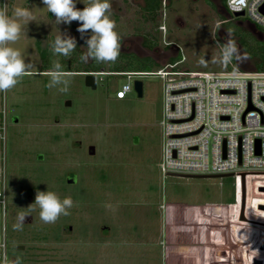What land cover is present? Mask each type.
<instances>
[{"label": "rangeland", "instance_id": "obj_1", "mask_svg": "<svg viewBox=\"0 0 264 264\" xmlns=\"http://www.w3.org/2000/svg\"><path fill=\"white\" fill-rule=\"evenodd\" d=\"M83 2L76 0V8L82 10ZM109 2L122 47L156 56V61L137 56L138 68L156 70L173 55L180 68L230 70L236 55L226 65L213 61L232 43L241 50L239 62L264 69V26L246 15L227 17L220 0H212L214 6L206 0H166L170 47L142 18L139 0ZM5 5L9 15L20 6L35 17L10 45L33 74L0 92V178L8 192L9 264L17 257L20 264H264V227L227 223L233 176H163L162 79L142 75L143 95L137 96L132 85L121 99L114 92L125 75H102L92 88L84 71H66L71 73L68 91L49 88V70H41L39 49L62 33L75 38L86 53L77 31L80 22L57 25L42 0H0V8ZM145 37L158 40L148 52L141 49ZM109 63L103 64L108 68ZM91 143L94 154L89 153ZM37 191L71 197L70 214L43 223L39 210L31 211ZM248 200L264 201V190L248 191ZM171 201L174 222L198 225L204 243L192 235H161ZM28 212L31 222H24L22 231L13 230L17 214ZM211 213L222 221L211 223ZM58 254L62 259L57 261Z\"/></svg>", "mask_w": 264, "mask_h": 264}, {"label": "built area", "instance_id": "obj_2", "mask_svg": "<svg viewBox=\"0 0 264 264\" xmlns=\"http://www.w3.org/2000/svg\"><path fill=\"white\" fill-rule=\"evenodd\" d=\"M229 12L243 11L254 25L264 26V0H225ZM168 61L156 70L84 71L114 73L127 78L115 89L125 98L133 81L156 74L162 79L163 176L234 177L233 200L227 223L237 220L249 227H263L264 201L248 200V191L264 187V69L204 70L178 67ZM97 77V78H98ZM3 133H1V137ZM211 157V159H210ZM245 203L243 215L242 182ZM264 190V189H260ZM218 213H211L215 218ZM8 192L0 178V264L10 259L8 240ZM238 222V223H239Z\"/></svg>", "mask_w": 264, "mask_h": 264}, {"label": "clouds", "instance_id": "obj_3", "mask_svg": "<svg viewBox=\"0 0 264 264\" xmlns=\"http://www.w3.org/2000/svg\"><path fill=\"white\" fill-rule=\"evenodd\" d=\"M47 11L55 17L57 25L60 23L70 24L72 21H78L77 31L84 39L87 52L81 54L79 59L87 62L89 59L97 63H114L120 54V36L115 31L116 22L110 17L111 4L109 0H87L84 8H76V0H42ZM33 13L25 7L17 6L9 15L8 8L5 5L0 8V92L6 93L13 89L21 78L33 73L29 71L31 65L27 64L22 58L18 49L11 47L20 39L22 28L29 21H34ZM91 32L90 37L85 33ZM75 38L62 34L57 35L50 42V51L54 56H62L65 59L71 58L76 49ZM234 55H237V49L232 43H228L223 49L221 56L214 63L227 64ZM50 78L49 88H58L61 92L68 91L71 73L63 70L59 61H53V70L45 73ZM62 85V87H61ZM73 207L71 197L61 199L53 191H37L34 200V206L31 211H38L40 220L45 224H53L61 216L69 215L68 209ZM31 212L18 213L17 222L13 225V230L22 231L26 217ZM0 247H4L0 244ZM2 264H9L8 258L3 257ZM11 264H20V258H16Z\"/></svg>", "mask_w": 264, "mask_h": 264}, {"label": "trees", "instance_id": "obj_4", "mask_svg": "<svg viewBox=\"0 0 264 264\" xmlns=\"http://www.w3.org/2000/svg\"><path fill=\"white\" fill-rule=\"evenodd\" d=\"M158 0H149L150 6L156 7V2ZM223 5L225 6V0H223ZM225 9L227 10L226 6ZM77 42V41H76ZM85 51L80 47L79 43H76V49L72 53L71 58L65 59L62 56H54L50 51V47H42L39 49V57L42 60V68L41 70H53V61H59L64 71H89V70H98L101 66H104L103 63H97L96 61L89 59L87 62H82L79 57L81 54H84ZM51 58V59H50ZM171 62L177 60L171 57ZM139 60L136 59V56L130 55L128 53H121L119 54L118 59L112 63H109L110 70H132V69H144L138 68L142 66L138 62ZM79 63V65H78ZM253 68L256 66L250 64ZM258 69V68H256ZM147 70V69H145ZM121 99V98H119Z\"/></svg>", "mask_w": 264, "mask_h": 264}, {"label": "flooded vegetation", "instance_id": "obj_5", "mask_svg": "<svg viewBox=\"0 0 264 264\" xmlns=\"http://www.w3.org/2000/svg\"><path fill=\"white\" fill-rule=\"evenodd\" d=\"M208 3H211L213 6V2L212 0H206ZM220 3L221 5L225 8V6L223 5V0H220ZM140 6V10H141V15H142V18L146 21H149L152 25H154V29L161 32L162 34V40H163V44L167 47H170V41L165 39V35L168 31V27L165 23V18L167 17V12H166V7L167 6V3H166V0H158L156 2V7L154 6H150L149 4V0H139V4ZM170 5V4H169ZM226 16L230 18V15L233 14L232 12H229L228 10H226ZM235 16H239V15H235ZM179 17V16H178ZM178 17L176 18V20L178 19ZM226 17V18H227ZM224 19V18H223ZM222 20V19H221ZM221 20H219L217 22V24H219L221 22ZM56 36H52V40L55 39ZM78 42V41H77ZM157 38L154 37V38H149V37H145V44L142 46L141 45V49L144 51V52H148L151 50V47L157 45ZM120 44H121V48H120V52L121 53H128L130 55H133V56H140V57H149L151 58L152 60H155L156 61V56H154L153 54H144V55H137L136 53V50H130V49H126V48H123L122 47V40H120ZM176 46L177 48V52L180 51L179 47L177 45H174ZM241 53V50H237V53ZM173 56V55H172ZM171 56V57H172ZM171 57H169V60L171 59ZM247 58V57H246ZM240 60V59H239ZM245 61V60H243ZM99 70H105V71H116V70H110V68L106 67L105 65L104 66H101V68H99L98 70H89V71H99ZM82 71V70H81ZM121 71V70H119ZM107 75L109 74H114V73H106ZM102 75H105V74H102ZM101 75V76H102ZM117 75V74H115ZM99 75H96V78L98 77ZM100 80L99 77L97 78V81ZM31 216H28V218L25 219L24 222H31ZM261 226L264 227V224H260Z\"/></svg>", "mask_w": 264, "mask_h": 264}, {"label": "crops", "instance_id": "obj_6", "mask_svg": "<svg viewBox=\"0 0 264 264\" xmlns=\"http://www.w3.org/2000/svg\"><path fill=\"white\" fill-rule=\"evenodd\" d=\"M45 71V70H44ZM50 71V70H49ZM71 71V70H70ZM174 201H171L170 202V218L169 220L166 222L163 223V225L160 226V232H161V235L162 234H165L167 235L168 237H172L173 239H175V237L178 235V236H182V237H188L190 238L191 235L192 237H195V238H202V242L204 243L205 242V238H203L204 236V230L200 229L198 227V225H194V226H190V227H182L181 226V223H175L174 220H175V217H174ZM211 223H218L217 221H214ZM109 228V227H108ZM170 229H173V231L170 232ZM166 231V232H165ZM216 231L217 233V230H213V232ZM215 233V234H216ZM203 234V236L201 235ZM190 235V236H189ZM181 238V237H180ZM198 241V240H197ZM160 243V241H159ZM62 244H58V247H60ZM203 247V245H202ZM205 247V245H204ZM60 252V251H59ZM199 255H202L201 253V249H200V253ZM201 257V256H200ZM59 259H62L61 255L58 254V257L56 258V260L58 261ZM56 263V262H55ZM57 264V263H56Z\"/></svg>", "mask_w": 264, "mask_h": 264}, {"label": "water", "instance_id": "obj_7", "mask_svg": "<svg viewBox=\"0 0 264 264\" xmlns=\"http://www.w3.org/2000/svg\"><path fill=\"white\" fill-rule=\"evenodd\" d=\"M234 15H241L243 14V11H234L233 12ZM241 54L237 53L236 55V61L238 63V65L243 68V69H250L251 66L247 63V61H240ZM84 79H85V83L86 85L95 88L97 85V78H96V74L95 73H85L84 74ZM133 88L136 91L137 96H142L143 95V82L141 79H135L133 81ZM69 102V101H68ZM89 149V153L94 154L95 153V145L94 144H89L88 146ZM243 182H242V205H241V216L243 215V209H244V203H245V183H244V173H243ZM260 189H264V187H260ZM264 206V205H261ZM23 247V246H21Z\"/></svg>", "mask_w": 264, "mask_h": 264}, {"label": "bare ground", "instance_id": "obj_8", "mask_svg": "<svg viewBox=\"0 0 264 264\" xmlns=\"http://www.w3.org/2000/svg\"><path fill=\"white\" fill-rule=\"evenodd\" d=\"M215 220H216L217 222H221V221H222L220 217H215V218H213V220H211V221L214 222Z\"/></svg>", "mask_w": 264, "mask_h": 264}]
</instances>
